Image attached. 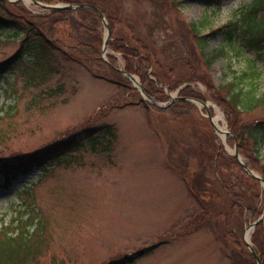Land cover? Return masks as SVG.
Wrapping results in <instances>:
<instances>
[{
    "label": "rangeland",
    "instance_id": "374dc122",
    "mask_svg": "<svg viewBox=\"0 0 264 264\" xmlns=\"http://www.w3.org/2000/svg\"><path fill=\"white\" fill-rule=\"evenodd\" d=\"M79 1L104 10L111 31L105 55L102 23L90 12L64 14L49 34L59 46L52 52L54 61L45 64L44 68L51 70L32 79L24 75L23 67L30 66L26 60L22 62L24 58L8 62L22 39L21 33L15 34L18 20L9 25L10 30L0 32V65L8 62L0 75V165L28 158L78 132L105 125L112 126L116 134L112 149L102 152L72 145L52 152V161L34 166L9 189L0 191V225L27 215L42 223V244L29 264H113L153 245L157 248L125 264H231L232 259H236L235 264H251L243 238L253 217L243 215L242 225V217L231 211L230 203L224 207L229 221L226 226L179 234L185 226L188 229L202 208L192 190L194 183L203 181L201 186L205 185L207 193L203 191L198 198L209 207L227 203L230 180H226L234 182L236 177L237 170L223 163L219 167L224 177L221 186L211 170L214 136H219L207 115L210 112L216 117V106L222 118L225 112L210 97H219L217 87L247 71L248 60H256L259 93L264 91V51L246 47L244 35L238 31L232 43L234 49L239 48L236 54L227 45L225 28L217 31L233 22L235 14L252 0H223L217 8L208 0ZM24 6L35 15L45 13L32 3L24 2ZM0 10L3 18L10 17L8 11L13 13L8 6ZM91 20L101 39L95 57L111 64L115 60V67L123 69L124 54L113 45L136 49L135 53L150 59L147 75L159 83L155 86L159 85L165 95L159 94L157 103L169 106L186 86L201 98L191 99L204 104H192V110L178 116L158 112L144 104L132 83L111 82L103 64L94 62L89 52L86 56L91 60L80 61L73 46L75 41L85 43L88 34L78 27L90 25ZM200 23L204 24L200 33H193L191 24L199 28ZM195 35L207 36L206 52L222 46L228 55L207 66ZM142 46L147 49L142 50ZM137 58L128 56L135 66ZM58 84L65 88L62 95L44 94ZM210 87L213 90L208 92ZM207 106L214 110H207ZM239 119L242 123L264 119V104L251 113L239 114ZM223 120L220 125L229 129ZM220 141L217 143L222 146ZM233 145L226 143L230 154ZM263 151L264 147L261 159ZM195 152L203 161L197 162ZM62 155L69 162L58 161ZM251 170L263 177L260 169ZM210 188L214 198L209 197ZM251 189L254 194L263 193L258 182ZM259 199L263 211L264 196Z\"/></svg>",
    "mask_w": 264,
    "mask_h": 264
},
{
    "label": "trees",
    "instance_id": "16d2710c",
    "mask_svg": "<svg viewBox=\"0 0 264 264\" xmlns=\"http://www.w3.org/2000/svg\"><path fill=\"white\" fill-rule=\"evenodd\" d=\"M46 3H55V2H65L68 4H80L84 3L79 0H38ZM210 4L216 6L215 8L221 5L223 0H208ZM10 7L13 13L8 11V15L10 16L8 19L0 16V29H6L10 24L18 20L16 23V27L23 34V38L19 43V47L11 59L8 62H14L16 60L29 62L30 66L23 67L24 75L29 78L34 79L37 74L45 72H50V67L44 68L45 64L50 65L53 60L52 52L55 49H58V42L55 39H51L49 34L51 33L52 28L58 22H61V17L64 14H70L72 12L81 14L83 12H90L93 14V19L96 21H100L97 14L87 8H78L76 10H59V11H51L50 14H42L35 15L29 9H27L21 2L16 3H8L6 0H0V9L3 11L6 10V7ZM103 12L104 10L101 9ZM1 11V10H0ZM235 20L233 22H229L224 27H220L217 31H220L221 28H225L224 34L225 39L227 41L228 47H230L236 54H239V48H233V41L238 37L237 32L241 31L244 35L245 46L248 48H254L256 50L264 51V0H252L251 3L247 6H244L239 14H236ZM22 18V19H20ZM197 24V23H195ZM195 24H191V30L193 33H200V28L204 26L203 23L199 24V28L196 27ZM94 22L91 20L90 25L82 24L78 28L87 33V41L85 43L80 41H75V45L73 46L76 52L75 55L78 56L80 61L91 60L88 59L86 54L89 52L94 57L92 60L98 64H103L104 68L108 72L111 82H129L125 77H123L117 70L110 66V63H105L101 58H97L96 53L100 50L101 39L98 34L95 32ZM198 43V47L201 49V55L204 58L205 64L207 66L212 65L213 62L218 58L226 57L228 54L225 49L220 46L218 49H215L212 52H206L207 48V36H198L195 35ZM123 42H120V45ZM117 44L113 45L115 49H119L124 54L125 60V68L124 70L127 73L135 74L140 78V82L144 92L151 97L154 101H159V94L164 95L162 88L155 86L156 83L154 79L150 78L151 75H147V65L150 64V59L146 56H140L141 54H137L136 49L133 50H123L125 47L121 45L120 47H115ZM142 50H146L147 48L142 46ZM85 51L81 56V53ZM128 52V53H126ZM138 52V51H137ZM73 54V55H74ZM128 56L134 58L138 56L136 59L138 65L135 66L128 59ZM70 58V57H69ZM29 59V60H27ZM115 60H113L112 65H114ZM0 65V75L4 73V65ZM56 62V61H55ZM256 60H248V70L243 71L241 74L234 76L233 79L226 81L224 84L217 87L216 91L219 94V97L211 96L210 98L217 101L218 105L224 110L225 118L228 123L230 130L232 131L234 138L228 137L227 142L236 144L237 150L239 154L245 159L246 164L249 165L250 168L260 169L262 174L264 175V164H260L262 160L260 151L262 147H264V119L254 120L250 123H242L239 119V114H247L252 111L260 108L264 104V91L259 93L260 86V71L255 65ZM35 66L36 69H30L31 66ZM52 66V65H51ZM53 67V66H52ZM154 76V75H153ZM152 77V76H151ZM161 84V83H160ZM63 84H58L53 88H49L45 91L44 94L49 97H57L64 93ZM213 89L211 87L208 89V92H211ZM179 97L180 99L172 102L169 106L165 108H159L147 103L143 100L144 104L148 108H154L158 112L172 114L171 116H178L179 112H187L192 110L194 107L190 102H187L185 98H195L201 99L200 95L196 94L194 91L190 89V87H183L180 90ZM166 94V93H165ZM165 96V95H164ZM199 96V97H198ZM116 137L115 131L112 126L105 125L99 128H91L86 129L81 132L76 133L70 139L66 141H62L60 143L54 144V146H50L46 150L42 152L32 154L28 156V158H17L14 161L6 162L0 165V191L7 190L12 185L13 181H16L20 176L26 175L31 171V168L37 165L45 164L46 162H50L51 159L50 154L57 150L58 148H68L72 145L79 147H90L95 150V148H99L102 152H109L112 149L113 141ZM218 138L214 136L215 141V158L212 162V173L215 174L217 181L221 186L224 185V177L219 169V167L225 163L226 165L231 166L236 171V177L234 178V182L232 179L228 183V192L229 197H226L227 203L222 202V204L214 203L208 207L206 201L199 199L201 197L200 193L205 194V185H202L201 181L194 183L196 187L192 189L197 196L198 203H202V208L197 210V215L194 219L196 221V225L194 221L190 222L188 229L186 226L181 230L182 233L179 235H184L186 231L191 229L198 228L203 229L207 227H216V226H226L229 222L227 220V214L224 212L225 206L227 204H231V211L242 217V225H245L243 222V215H249L253 217V219L257 218L261 212L263 207V202L259 199V196H263L261 192L258 194H254L251 186L253 184H257V180L250 177L241 167V165L237 162V160L227 154L223 147L217 143ZM211 145H209V150ZM198 152H195L197 162L203 161L202 157L197 155ZM262 154V158H264V151ZM63 156V155H62ZM58 161H64V158H57ZM67 161V160H66ZM69 162V161H67ZM200 174V173H199ZM198 174V175H199ZM198 177V176H197ZM196 177V178H197ZM199 178V177H198ZM259 183V182H258ZM211 186V185H210ZM196 189V190H195ZM225 196L227 195L226 189ZM252 190V191H251ZM190 192V191H189ZM199 193V194H198ZM209 197L214 198L215 195L212 194L211 188L208 190ZM198 194V195H197ZM210 199V198H209ZM211 200V199H210ZM212 203V202H210ZM214 205V206H213ZM28 212L27 210L24 212ZM37 228H33L36 226ZM193 223V224H192ZM186 228V230H185ZM178 232H175L173 236ZM45 232L43 230V225L41 222L37 221V217H32L31 215H27L25 219L21 216L17 219H13L11 223L7 225H0V264H29L32 262L34 257L36 256L39 247L42 244L41 235H44ZM230 237V236H229ZM234 239V237H231ZM251 241L255 248L256 253L259 254L260 260L262 264H264V223L260 222L256 227L251 236ZM244 250L248 255L249 261L251 264H256L252 255L247 251L246 246L243 244ZM156 245L152 246L149 251H139L137 257H143L148 254ZM240 247V245H239ZM157 248V247H156ZM130 260H125L123 262H116L113 264H125ZM236 259H232V263L235 264ZM231 263V264H232ZM239 264V263H237Z\"/></svg>",
    "mask_w": 264,
    "mask_h": 264
},
{
    "label": "water",
    "instance_id": "95a60500",
    "mask_svg": "<svg viewBox=\"0 0 264 264\" xmlns=\"http://www.w3.org/2000/svg\"><path fill=\"white\" fill-rule=\"evenodd\" d=\"M33 3L36 4V5L39 6V7H42V8H50V9H52V10H60V9H68V10H72V9H76V8H78V7H84V8H91V9H93L94 11L97 12V14L99 15V17L102 19V21L104 22L105 27H106V29H107V37H106V40H105V42H104V46H103L104 48L106 47L107 42H108L109 37H110V29H109L108 25L105 23V19H104V17H103V14H102L101 12H99L95 7H92V6H89V5H57V6H48V5H44V4H41V3L36 2V1H33ZM127 76H128V78H129L130 80H134V81L137 83V85L139 86V89H140L142 95L145 97V99H146V101H147L148 103H150V104H152V105H154V106H157V107H163V106H161V105H159V104L153 102V101L151 100V98L148 97V96L143 92V90H142V88H141V86H140V83L134 78V76H132V75H130V74H127ZM210 117H211V116L208 115V118H210ZM216 129H217V128H216ZM216 131H217V130H216ZM224 134H225V135H228L229 133L226 132V133H224ZM234 156H235V158L239 161V163L241 164V166L243 167V169H244V170H245L250 176L259 179V180L264 184V181H263L262 178L256 176L254 173H252V172H251V171H250V170H249V169H248V168L242 163L241 159L239 158V156H238V154H237V149H236V148L234 149ZM261 219H264V212H263V215L261 216ZM256 223H257V222H255L254 224H252V227H254V226L256 225ZM247 245H248V247H249V249H250L252 255H253L254 258L256 259L257 263H258V264H261V263L259 262L258 257H257L256 254L254 253V251H253L251 245H250L249 243H247Z\"/></svg>",
    "mask_w": 264,
    "mask_h": 264
},
{
    "label": "bare ground",
    "instance_id": "6f19581e",
    "mask_svg": "<svg viewBox=\"0 0 264 264\" xmlns=\"http://www.w3.org/2000/svg\"><path fill=\"white\" fill-rule=\"evenodd\" d=\"M220 121H222V117H221V115L220 114H218L217 116H216V118H214V124L217 126V128L221 131V132H223V131H225V128H223L221 125H220ZM223 135V134H222ZM248 234V233H247Z\"/></svg>",
    "mask_w": 264,
    "mask_h": 264
}]
</instances>
